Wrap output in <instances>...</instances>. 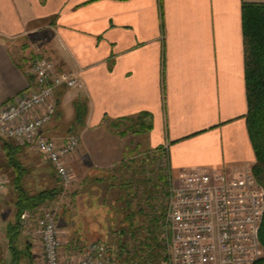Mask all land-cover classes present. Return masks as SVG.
I'll return each instance as SVG.
<instances>
[{
	"label": "crops",
	"instance_id": "1",
	"mask_svg": "<svg viewBox=\"0 0 264 264\" xmlns=\"http://www.w3.org/2000/svg\"><path fill=\"white\" fill-rule=\"evenodd\" d=\"M245 3L264 0H0V110L30 90V59L45 57L58 71H81L84 82L82 90L55 92L46 137L71 136L82 111L81 136L140 118L149 132L138 137V158L166 147L173 174L237 175L256 163L245 122ZM100 146L92 153L84 144L68 169L81 167L93 184L105 181L100 172L116 175L110 169L121 164L115 154L125 146L112 145L111 153L105 146L98 154ZM42 159L32 147L0 138V264H44L39 238L17 219L21 192L33 197L26 191L28 163L38 181H53L51 171L60 182ZM90 192L83 197L92 200Z\"/></svg>",
	"mask_w": 264,
	"mask_h": 264
},
{
	"label": "built area",
	"instance_id": "2",
	"mask_svg": "<svg viewBox=\"0 0 264 264\" xmlns=\"http://www.w3.org/2000/svg\"><path fill=\"white\" fill-rule=\"evenodd\" d=\"M30 90L0 110V138L32 147L53 166L64 189L73 183L69 158L80 137L63 141L43 134L54 115V94L61 87L82 90L81 71H58L45 57L30 59ZM166 150V147H165ZM163 150V151H165ZM166 205L159 224V264H256L264 257L260 227L264 219V188L248 167L234 176L181 170L173 174L167 164ZM5 185L0 181V195ZM57 211H23L19 222L32 230L42 245L44 264H119L102 242L85 246L82 257L66 262L60 256Z\"/></svg>",
	"mask_w": 264,
	"mask_h": 264
},
{
	"label": "rangeland",
	"instance_id": "3",
	"mask_svg": "<svg viewBox=\"0 0 264 264\" xmlns=\"http://www.w3.org/2000/svg\"><path fill=\"white\" fill-rule=\"evenodd\" d=\"M83 123L84 120L77 119L68 130L70 135L80 136V145L75 154H79L84 144L90 147L92 153H96L93 151L96 145H101L97 152L98 154H102L104 151L111 153L113 151H111L112 145L125 146L124 153L115 154L116 159H121V164L117 165L116 168L110 169L111 172L116 171V181L112 180L113 174H107L104 171V173L100 172L99 174H102V177L105 176V181L100 184H93L92 181L88 183V180L86 181L82 177L83 169L76 167L72 168L73 171L71 172L73 176L72 185L68 189H64L51 171L48 174L52 176L51 179L53 181L49 183L47 181H38L36 176H33L34 172L30 169V166H33L30 162L27 170L30 173L28 178L30 185L27 187V194L36 196L43 191L52 192V196L47 197L34 211L40 213L45 210L55 209L57 211L62 244L60 256H65L68 262L76 261L82 257V252L86 245L99 241L109 248V253L119 264H124V259L127 256L125 254L126 250L124 253H120L118 248L119 243L124 239L119 234V231L122 230L120 228L122 220L131 213L135 208L134 205L139 203V198L144 197L143 199L148 204H145L143 208L145 210L143 213V215L145 214L144 217H139V230L134 234L133 238H130V236L125 237L126 249L131 252L130 257H128L131 258L134 255L133 252L136 253L137 257L132 262H125V264H159L160 257H162L158 240L160 234L159 224L162 220L157 222V225H151L150 220L153 215H159L164 211L166 205L165 188L167 178L165 175L167 165L165 151L159 149L157 152H144L146 154L138 158V155L143 153L141 152L142 147L136 146L137 142H139L138 137L140 138L149 132L146 125L143 126L141 123L140 118L115 121V123L110 125L111 127H107V125L99 131L91 130L90 133L81 136L79 126ZM105 146L107 151H103ZM129 156L135 157V159L128 161L127 158ZM14 160L16 165H21V161L18 158ZM89 161L87 160L88 163ZM45 163L47 162L42 159L40 164L47 168ZM91 163L93 165L92 161ZM84 169L87 170L86 166ZM93 174L96 175V173ZM159 176L164 177L163 182L158 181ZM93 186L96 188L90 192L89 188ZM130 189L136 192V198L133 195H131L132 197L128 195L129 192L127 191ZM150 191L151 194L147 196L146 194H149ZM84 192H90L89 195L94 198L91 200L87 199L89 196L83 197ZM83 198H86L87 201ZM129 201L133 202L130 203ZM85 204L86 206H92L93 204V210L84 211ZM150 204L153 205L152 210L147 207ZM141 205H144L143 201ZM92 212L93 215L91 214ZM148 227L150 231H148ZM141 249L143 250L141 251Z\"/></svg>",
	"mask_w": 264,
	"mask_h": 264
},
{
	"label": "trees",
	"instance_id": "4",
	"mask_svg": "<svg viewBox=\"0 0 264 264\" xmlns=\"http://www.w3.org/2000/svg\"><path fill=\"white\" fill-rule=\"evenodd\" d=\"M241 12L245 62L244 74L248 111L245 117V122L247 124V133L250 138L251 147L253 148L255 154L256 163L253 166V173L255 174L258 183L262 186V188H264V3H245L241 7ZM82 112L77 114L78 120H81L80 117ZM112 177V180L116 181V175L114 174ZM158 181L163 182L164 177L159 176ZM127 192H129L128 195H133L134 198H136L135 191L130 189ZM51 194L52 192L48 193L44 191L36 195V197L33 196L30 198L26 196L25 193L21 192V198L17 202V219L19 220L23 211L34 210L40 203H43L47 197L52 196ZM150 194L151 191L146 195L148 196ZM143 198H139V203H136L135 205L133 204L135 208L131 211V213L126 215V218L124 217L122 220V226L120 227L122 230L119 231V234L122 235L124 239L121 240L118 248L120 249V253H124L126 250L125 254L127 256L124 259V264L125 262H132L137 257L136 253L133 252L134 255L129 258L131 252L126 249L125 237L130 236V238H133L134 234H136L139 230V217H144L145 214L143 215V213L145 210L143 208L145 204H148ZM142 201L144 203L143 206L141 205ZM129 202L131 203L133 201ZM152 206L153 205L150 204L147 207H150L152 210ZM163 214L164 211H162L159 215H153L150 220V223H152L151 225H157V222H160L163 218ZM15 229L16 228H14V230ZM148 231H150L149 227ZM259 235L261 247H264V219H262ZM143 247H145V245H143ZM142 250L143 249H141V251ZM256 264H264V257L260 258Z\"/></svg>",
	"mask_w": 264,
	"mask_h": 264
}]
</instances>
